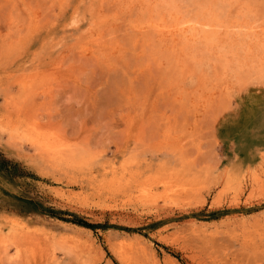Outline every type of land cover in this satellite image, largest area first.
I'll list each match as a JSON object with an SVG mask.
<instances>
[{"label":"rangeland","instance_id":"rangeland-1","mask_svg":"<svg viewBox=\"0 0 264 264\" xmlns=\"http://www.w3.org/2000/svg\"><path fill=\"white\" fill-rule=\"evenodd\" d=\"M0 264H264V0H0Z\"/></svg>","mask_w":264,"mask_h":264}]
</instances>
